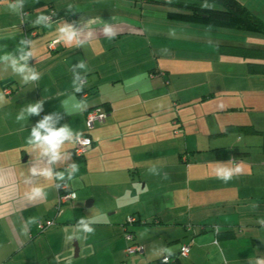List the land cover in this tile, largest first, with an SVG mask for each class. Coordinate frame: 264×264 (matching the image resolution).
I'll return each instance as SVG.
<instances>
[{
  "label": "crops",
  "instance_id": "crops-1",
  "mask_svg": "<svg viewBox=\"0 0 264 264\" xmlns=\"http://www.w3.org/2000/svg\"><path fill=\"white\" fill-rule=\"evenodd\" d=\"M157 1L172 0H25L22 12L10 9L12 0H0V57L15 53L20 40L28 39L32 41L28 50L33 52L29 65L40 73L39 80L24 83L10 63L0 60V264H119L124 250L132 244L139 249L126 252L128 264H152L154 260L158 264L162 256L177 253L184 243L190 246L188 254L182 256L184 264H242L245 259L237 254L243 246L250 241L257 247L259 234H264V158L256 164L257 160L245 161L250 153L246 150L234 151L230 146L229 153L221 156L213 151L218 146L193 140L189 145L187 133L197 132L204 123H200L198 103L188 95L187 85L181 80L173 86L169 83L177 71L172 59L177 55L164 40L171 42L172 32L185 34L179 36L177 57L187 56L186 43L195 41L189 36L194 33L202 37L199 43L217 48L239 43L224 37L232 33L229 28L168 17L172 7ZM240 1L264 21V0ZM166 6L156 18L155 9ZM51 11L54 16L47 24L35 23L38 16ZM63 21L74 22L84 35L92 31L93 36L83 46L66 45L58 38ZM104 21L112 23L114 39L102 35ZM32 28L36 35L31 34ZM55 40L54 48L50 47ZM79 62L86 65L79 70L87 82L84 89L91 87L85 97L73 89V67ZM247 62L243 58L244 73L219 75L214 84L221 85L227 94L236 93L248 82L252 88L253 75L258 74L247 71ZM258 73L264 74V67ZM6 86L11 88L9 94ZM202 97L200 101H212L214 93ZM39 100L44 107L40 116L26 115L17 121L21 109ZM103 102L106 105H99ZM259 102L264 107V94ZM95 105L106 116L87 128L85 112ZM220 106L207 115L217 119L216 112L225 111ZM52 112L62 114L60 125L67 124L74 133L92 139L80 158L73 153L74 142L66 143L64 150L71 152V160L53 166L55 172L65 174L63 184L75 193L74 200L60 208L55 186L60 180L34 177L28 182L34 159L27 143L31 127ZM254 128L260 131L257 134H264L261 128ZM210 151L209 158L190 160L193 154ZM260 151L264 153V141ZM230 159L243 171L224 183L215 177L214 168L217 161ZM73 163L78 170L68 179L65 171ZM95 183L99 195L89 190ZM34 185L44 189V199L28 200ZM82 195L90 209L79 214L76 211ZM70 206L74 208L68 209ZM131 216L135 222L126 224ZM48 219L54 223L40 230L39 222ZM81 219L94 229L92 233L79 227ZM252 225L256 226L255 239L253 233L245 232ZM225 229L233 230L234 236L216 235ZM126 230L132 231L130 241L126 240ZM243 234L244 240H239Z\"/></svg>",
  "mask_w": 264,
  "mask_h": 264
},
{
  "label": "rangeland",
  "instance_id": "rangeland-1",
  "mask_svg": "<svg viewBox=\"0 0 264 264\" xmlns=\"http://www.w3.org/2000/svg\"><path fill=\"white\" fill-rule=\"evenodd\" d=\"M165 9H167V6L166 8H156L155 9L156 13L153 9L154 13L156 14L155 17L156 18L160 17L162 15L161 11ZM132 11H136V9H133ZM154 27H159V26H154ZM154 27L150 26L151 29ZM227 30L229 31L231 30L232 33H228L224 35V37H230L236 42H238L240 45L264 48V35H260L256 33H246V32L239 34L238 32H244V31H238L233 29H227ZM178 33L179 32H172L173 39L171 42L164 40L165 43L171 44L170 52L176 54L177 56L179 55L180 52V48L178 46L179 36H181V38L185 36V34L183 33H180L181 35ZM189 36L191 38H195V41L194 42L189 41L186 43V49L188 50L187 56H185L184 54L182 57L173 56L172 59H174L177 63V71L173 72L169 78V83L171 86H173L176 80L177 81L181 80L184 84L187 85V88L189 89L188 95L193 96L194 101H196L194 102V104L198 103L196 110L198 112L197 116H199L200 123H202V125L204 123V127L202 126V128H200L197 132L187 133V139L190 142L189 145L190 146L193 145V143L191 142V140H193L194 142H199L205 146L208 144L212 146H218V148H215L213 151L219 152V155L221 156L223 155L224 152L229 153L230 146L231 148L232 147L234 148V151L246 150L249 151L250 153L246 154L247 156L244 157L245 161L246 159L250 161L257 160L256 164H259L262 158H264V153H261L260 151V144L262 143V141H264V134L250 135V134H245L244 132L241 133L237 130H233L226 134H221L219 132L224 129L225 124L231 122L237 124L253 123L254 126L257 127L258 129L261 128V130H264V107H262L259 102V99L261 98L262 94H264V74L260 75V73H257L258 75H253L254 81L252 83V88H250L248 82V86L241 87L240 89L237 90L236 93L227 94L226 91L223 90L222 86L217 83L214 84V81L219 75H221L222 77V75L230 74L231 73L230 71L237 73L238 72L244 73L245 66L241 65V63H243V58L233 57L229 59L228 57H226L227 55H223V54L221 55L220 53H218L219 50L216 47V45L213 47L210 46V44H206L202 42L199 43L198 39H202V37L199 36V34L194 33ZM137 38L145 39L143 36L142 37L138 36ZM146 40H149V37H146ZM168 46L169 45H166L165 49H167ZM166 51H169V49H167ZM160 63L163 64V60H161ZM150 75H154V74L152 73ZM141 80H142L141 81L142 85H144L143 83L144 80L142 78ZM136 83L137 84L139 83L138 80ZM216 86H218L219 89H217ZM101 89L103 93L104 92L103 90H105L104 84L101 86ZM212 92L214 93V98L211 99L214 100L209 101L208 98H205L206 100L200 101V98H204L202 97V95L205 94V96H208V94ZM221 98L222 101H219V99ZM221 102H222V106H220ZM219 106L225 111L216 112L217 119H215L216 116L215 118L213 117L214 119H212V116L210 115L211 114L210 109L216 111V108ZM208 111L210 114L207 115ZM209 117H211V119H209ZM212 122L213 124H211ZM218 123L220 125H218ZM175 129L178 130L179 127L175 126ZM179 132L181 134V138L184 139L183 131L179 130ZM172 140L174 142L175 139ZM211 152L212 151H210V153L201 152L199 154H193L194 157L191 156L190 160L193 161V160H201V159L209 158L212 154ZM65 173L67 172L65 171ZM140 185L142 187L143 183L141 182ZM89 190L98 195L100 193L98 192L99 185L97 183L93 184V187ZM81 198L82 201L79 207L77 208L76 212H78L79 214H84L85 211L89 210L90 208L86 207L85 196L82 195ZM73 206L67 208L69 209L72 208ZM262 228H264V225H262ZM245 232L246 234H248V232L253 233L254 239L255 236H257L255 225H252L250 229H246ZM240 236L241 237H239V240L243 241L244 240L243 238H245V234ZM258 237H259V241L256 244L257 247L255 246L252 247L251 246L252 243L249 241L248 244L246 246H243V248L241 249V254L240 253L237 254L238 256L244 257L245 263L242 264H261V262H264V248H259L262 246V244H264V241H262L264 240V234L260 233ZM189 241H191V238H189ZM128 256L129 254H127L126 251L124 250L123 260H121L119 264H128L129 263ZM182 261L186 263L185 257H182ZM211 261H215V258H211ZM151 262L152 264H156V260Z\"/></svg>",
  "mask_w": 264,
  "mask_h": 264
},
{
  "label": "clouds",
  "instance_id": "clouds-1",
  "mask_svg": "<svg viewBox=\"0 0 264 264\" xmlns=\"http://www.w3.org/2000/svg\"><path fill=\"white\" fill-rule=\"evenodd\" d=\"M25 5V0H12L9 7L16 12H22ZM49 17L40 15L35 21L36 24H47ZM102 35L109 40L114 39L116 32L112 27L111 22L104 21L102 27ZM93 32L89 31L87 35L83 34V29L76 26V24L64 22L58 29V38L66 45L83 46L91 37ZM32 45V41L28 39H21L19 47L15 53L0 57V60L10 63L12 70L21 77L24 83L34 82L40 79V73L30 67L29 60L33 58V52L28 50ZM18 53V54H17ZM86 65L82 62L77 63L73 67V89L76 93H82L85 86V77L80 74V69H85ZM0 102H3V96L0 95ZM82 109L86 105L80 106ZM44 111L43 101L39 100L29 104L26 108L21 109L17 115V121L25 119V116H40ZM63 116L59 112H52L45 114L39 119L34 126L31 127L30 135L27 139L28 145L31 146L32 152L30 153L34 159L29 167L30 177L28 182L32 183L34 177H44L47 179L56 178L60 181L65 179V174L55 172L54 167L57 163H64L71 160V152L64 150L66 143H73L80 139L79 133H74L71 127L67 124L60 125ZM60 125V126H58ZM78 170L76 164H71L67 171V178L71 179L73 174ZM243 168L234 160L226 162L217 161L214 173L215 177L228 183L234 176L241 174ZM56 188L59 189L62 185L57 183ZM46 193L44 189L38 185L32 186L27 195L29 201L44 199ZM264 223V221H261ZM78 225L85 233H92L94 229L81 219ZM264 264V262H261Z\"/></svg>",
  "mask_w": 264,
  "mask_h": 264
},
{
  "label": "trees",
  "instance_id": "trees-1",
  "mask_svg": "<svg viewBox=\"0 0 264 264\" xmlns=\"http://www.w3.org/2000/svg\"><path fill=\"white\" fill-rule=\"evenodd\" d=\"M157 3L168 4L172 8L167 11V16L171 17L175 20H183L187 22L199 23L203 25H212L223 28H229L238 31H246L250 33H256L260 35H264V21L256 17L252 14L249 9L240 1V0H172L171 2L157 1ZM214 4V5H213ZM212 5V6H211ZM54 16V15H53ZM31 31H35L32 28ZM30 31V32H31ZM219 51L226 55H238L245 59H247V71L249 73H258L261 71L262 67H264V48L261 47H249L240 44H220L218 45ZM85 80V85H86ZM9 87V86H6ZM6 89V88H5ZM11 92V88H7ZM91 92V87L83 90L82 93H79L81 97L87 96ZM106 105L105 102L99 105ZM99 105L89 107L86 112V122H88V116L91 112L97 111L98 113L103 115L104 120L106 116V112L101 110ZM94 120L93 124L96 121ZM87 123V128L93 127ZM231 130H237L239 132H245L250 134H257L260 131L256 130L252 124L247 125H233L227 124L224 129L219 132L221 134H226ZM83 135H85L83 133ZM91 138V137H90ZM92 143V139H91ZM73 153L76 158H80L82 155H77L75 153V142L73 147ZM61 185L65 183V181H59ZM70 192V188H66L65 190L59 188L58 193L62 194L64 192ZM58 194V196H59ZM126 224H130L126 222ZM128 232H132L126 230ZM217 231V230H216ZM228 233V234H227ZM231 233V234H230ZM217 236H225L228 237L234 236L233 230H223L217 231ZM167 257L168 261H163V258ZM158 264H184L182 261V256L180 254V248L177 253H173L170 255L162 256L158 260Z\"/></svg>",
  "mask_w": 264,
  "mask_h": 264
},
{
  "label": "built area",
  "instance_id": "built-area-1",
  "mask_svg": "<svg viewBox=\"0 0 264 264\" xmlns=\"http://www.w3.org/2000/svg\"><path fill=\"white\" fill-rule=\"evenodd\" d=\"M53 11H51L48 15L49 17V21L52 19L53 17ZM31 34L32 35H36V31H31ZM55 43H57V40L53 41V43L50 44V47L54 48V45ZM5 93L9 94L10 93V90L9 89H6L5 90ZM101 120L103 119V115L98 113L97 111H93L89 114L88 116V124L89 125H92L93 124V121L94 120ZM91 145V138L88 137V136H84V135H80V139L78 141H75V150H76V153L78 155H82L85 151L88 150L89 146ZM61 189L65 190L67 188V186L65 184H63L61 187ZM75 198V193L73 191H68V192H64L62 194H59L58 196V200H57V206L58 208H60V206L64 203V202H67V201H73ZM135 217H128L127 218V222L129 223H133L135 222ZM54 223V220L53 219H48V220H44V221H40L39 222V229L40 230H44L46 229L47 227H49L51 224ZM125 237H126V240H132V234L128 231H125ZM137 249H139L138 246H136L135 244L133 245H129L127 248H126V252L127 253H133L135 252ZM190 250V246L189 244L187 243H184L180 246V254L181 256H186L188 254ZM163 261L167 262L168 261V258L165 257L163 258Z\"/></svg>",
  "mask_w": 264,
  "mask_h": 264
}]
</instances>
